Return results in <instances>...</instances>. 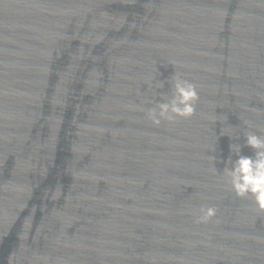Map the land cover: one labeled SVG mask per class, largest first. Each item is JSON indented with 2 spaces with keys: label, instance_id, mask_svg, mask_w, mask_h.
I'll list each match as a JSON object with an SVG mask.
<instances>
[{
  "label": "water",
  "instance_id": "1",
  "mask_svg": "<svg viewBox=\"0 0 264 264\" xmlns=\"http://www.w3.org/2000/svg\"><path fill=\"white\" fill-rule=\"evenodd\" d=\"M176 75L196 111L156 127ZM249 133L264 0H0V264H264Z\"/></svg>",
  "mask_w": 264,
  "mask_h": 264
},
{
  "label": "clouds",
  "instance_id": "2",
  "mask_svg": "<svg viewBox=\"0 0 264 264\" xmlns=\"http://www.w3.org/2000/svg\"><path fill=\"white\" fill-rule=\"evenodd\" d=\"M174 92L170 100L148 110L151 123L159 127L162 121L174 122L177 118L194 115L199 93L195 84L176 75L173 80ZM246 146L254 150V157L241 155L238 146L230 145L238 157L229 160L231 167L225 169L229 183L238 197L251 195L258 210L264 211V137L254 133L246 136ZM197 223H205L216 214L215 208H201Z\"/></svg>",
  "mask_w": 264,
  "mask_h": 264
}]
</instances>
